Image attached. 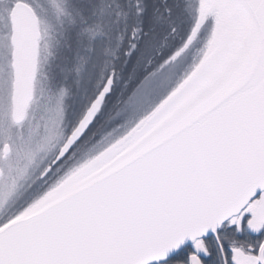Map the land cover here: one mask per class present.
Masks as SVG:
<instances>
[{
	"label": "snow or ice",
	"instance_id": "6c2138e0",
	"mask_svg": "<svg viewBox=\"0 0 264 264\" xmlns=\"http://www.w3.org/2000/svg\"><path fill=\"white\" fill-rule=\"evenodd\" d=\"M0 264H264V0H0Z\"/></svg>",
	"mask_w": 264,
	"mask_h": 264
}]
</instances>
